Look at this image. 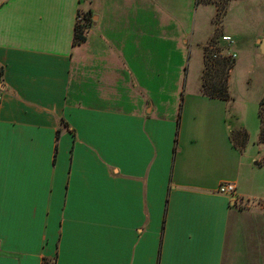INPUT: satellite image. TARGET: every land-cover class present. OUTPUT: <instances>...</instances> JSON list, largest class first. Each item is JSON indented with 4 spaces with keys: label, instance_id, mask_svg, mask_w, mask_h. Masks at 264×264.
I'll use <instances>...</instances> for the list:
<instances>
[{
    "label": "crops",
    "instance_id": "1",
    "mask_svg": "<svg viewBox=\"0 0 264 264\" xmlns=\"http://www.w3.org/2000/svg\"><path fill=\"white\" fill-rule=\"evenodd\" d=\"M211 26L197 0H0V264H264L258 163L198 83Z\"/></svg>",
    "mask_w": 264,
    "mask_h": 264
},
{
    "label": "rangeland",
    "instance_id": "2",
    "mask_svg": "<svg viewBox=\"0 0 264 264\" xmlns=\"http://www.w3.org/2000/svg\"><path fill=\"white\" fill-rule=\"evenodd\" d=\"M243 1L245 0H199L198 6L203 11L204 19L208 24H212L211 27L215 29V33L211 41L207 42L203 48V72L199 76L198 83L202 92L203 89L209 90L207 87H210L216 91L214 94L216 96H221L223 87L227 86L231 97L230 101H232V97L235 100L233 108H230V121H233L235 125L239 123L246 126V128L240 126L234 130V143L244 155L248 154L252 160L258 163L259 167L252 168V177L259 175L264 181V144L259 143L260 121L258 116L259 103L264 96V58L260 51L246 52L255 29L242 24L243 20L241 22ZM234 19L241 23L237 24L236 39L229 35L228 26H226L230 20L234 23ZM223 36L233 37L235 45L238 41L240 44L239 51L237 48L236 52L234 51L235 45L228 47L224 43L222 44L221 38ZM197 49L200 51L199 48ZM220 52L227 56L232 54L237 56L238 67L232 75L227 72H214V64L223 57H215ZM224 59L230 58L224 57ZM191 64L193 65V60ZM235 64L236 62H234L233 68ZM193 75L192 66L190 73H187L189 84ZM231 77L232 89H230ZM235 116L238 117V122ZM247 181L248 179L245 180V182ZM262 205H264V201Z\"/></svg>",
    "mask_w": 264,
    "mask_h": 264
},
{
    "label": "trees",
    "instance_id": "3",
    "mask_svg": "<svg viewBox=\"0 0 264 264\" xmlns=\"http://www.w3.org/2000/svg\"><path fill=\"white\" fill-rule=\"evenodd\" d=\"M197 4L199 5V0H197ZM81 18V17H80ZM92 23V13L87 12L82 16V22H78L75 28V37H74V46L80 45L86 40V32L90 28ZM234 60L232 59H219L214 64V72L215 73H231L234 65ZM4 69L0 66V84L4 83ZM204 88V87H203ZM209 90L203 89V94L209 98H217L224 101H230L231 97L229 94V90L227 86H224V90L221 92V96L214 95L216 91L210 87ZM259 121H260V132H259V143L264 144V96L259 103V111H258ZM43 264H49L47 261H44Z\"/></svg>",
    "mask_w": 264,
    "mask_h": 264
},
{
    "label": "built area",
    "instance_id": "4",
    "mask_svg": "<svg viewBox=\"0 0 264 264\" xmlns=\"http://www.w3.org/2000/svg\"><path fill=\"white\" fill-rule=\"evenodd\" d=\"M79 22H82V17L79 18ZM221 42L222 44L224 43L228 47H233L235 45V41L233 37H230V36H223L221 38ZM219 56H223L222 58L227 57L235 61L237 59V56L235 54L227 56V55H224L222 52H220L215 57L218 58ZM236 192H237V186L235 183H222L218 189L219 194L228 196V197H234L236 195Z\"/></svg>",
    "mask_w": 264,
    "mask_h": 264
},
{
    "label": "water",
    "instance_id": "5",
    "mask_svg": "<svg viewBox=\"0 0 264 264\" xmlns=\"http://www.w3.org/2000/svg\"><path fill=\"white\" fill-rule=\"evenodd\" d=\"M0 89L3 90L4 89V86L3 85H0ZM255 165H257V163H255Z\"/></svg>",
    "mask_w": 264,
    "mask_h": 264
}]
</instances>
